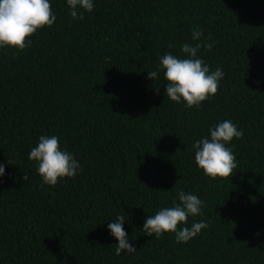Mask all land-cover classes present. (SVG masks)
I'll return each mask as SVG.
<instances>
[{
  "label": "trees",
  "instance_id": "1",
  "mask_svg": "<svg viewBox=\"0 0 264 264\" xmlns=\"http://www.w3.org/2000/svg\"><path fill=\"white\" fill-rule=\"evenodd\" d=\"M49 2L56 20L30 47L0 48V264H264V0H93L75 20L67 0ZM197 28L213 44L197 57L224 76L188 108L167 97L158 65L187 58ZM224 120L244 135L226 144L232 176L213 179L193 144ZM53 135L82 169L55 186L28 158ZM180 190L203 201L186 226L208 227L184 243L147 236L146 218ZM118 215L136 247L119 256Z\"/></svg>",
  "mask_w": 264,
  "mask_h": 264
},
{
  "label": "clouds",
  "instance_id": "2",
  "mask_svg": "<svg viewBox=\"0 0 264 264\" xmlns=\"http://www.w3.org/2000/svg\"><path fill=\"white\" fill-rule=\"evenodd\" d=\"M69 15L75 19H83V14H78V6L88 12L93 10V0H67ZM56 20L52 12L49 0H0V48H14L23 51L30 47L31 37L38 29L45 26L51 27ZM203 32L198 28L192 31V40L197 41L195 46L185 43L181 52L187 54V58H177L168 53L159 60L158 68L163 71L167 81L164 89L168 98L174 102H186V107L199 106L210 96H214L219 89L220 80L224 73L220 67L210 71L208 65L197 57V51L201 48L211 50L212 43H201ZM157 71L148 72V78L157 77ZM159 88L156 93L159 94ZM210 138L203 137L193 144L195 151V163L202 169L204 175L213 179L229 178L237 167L236 157L226 144L233 138L240 139L244 133L229 120H224L209 129ZM28 158L37 162V172L41 176L43 184L55 186L59 179L74 177L78 170H82L78 161L68 151H62L57 136H40L39 143L32 148ZM9 164H12L8 160ZM5 174V166L0 164V177ZM27 180V174L23 176ZM179 203L172 207L160 209L155 215L148 216L143 224V231L147 236L154 234L157 238L165 233H175V239L179 243L188 242L208 227L204 221L193 222L187 227L188 217L202 214L203 201L196 195L180 190ZM126 215H118L108 224L110 234L114 236L116 255L122 251L133 253L136 247L129 243L128 233L123 224ZM184 224V227L178 225Z\"/></svg>",
  "mask_w": 264,
  "mask_h": 264
}]
</instances>
